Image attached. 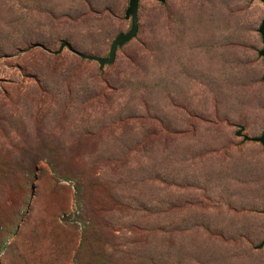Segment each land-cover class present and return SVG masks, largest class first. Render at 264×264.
<instances>
[{"label":"rangeland","instance_id":"1","mask_svg":"<svg viewBox=\"0 0 264 264\" xmlns=\"http://www.w3.org/2000/svg\"><path fill=\"white\" fill-rule=\"evenodd\" d=\"M0 0V264H264L259 0Z\"/></svg>","mask_w":264,"mask_h":264},{"label":"water","instance_id":"2","mask_svg":"<svg viewBox=\"0 0 264 264\" xmlns=\"http://www.w3.org/2000/svg\"><path fill=\"white\" fill-rule=\"evenodd\" d=\"M157 1L163 2L164 0H157ZM259 1L264 4V0H259ZM137 4H138V0H128V7L125 10V18L130 19L129 30L125 33H119L114 37V39L112 40V42L110 44L109 51H108V54L106 57H98V56H94V55L82 54V53L76 51L75 49H73L71 47V45L65 41H63L60 44L59 49L57 51H55L54 53H58L64 47H66L69 51L75 53L76 55H78L82 59H87L90 61H96L100 68H102L104 65H108V64L113 63V61L115 59L116 48L127 43L132 38H134V36L136 35V32H137V15H136ZM257 31L261 36V41L263 44V48L259 51V56H261L263 58V62H264V17L262 18ZM263 78H264V75H263ZM241 130L242 129L240 128V130L236 132V135L242 136L243 140L258 142V143L264 145V131L261 133V135L259 137H249L247 135H242ZM261 247H264V240L259 245V248H261Z\"/></svg>","mask_w":264,"mask_h":264}]
</instances>
